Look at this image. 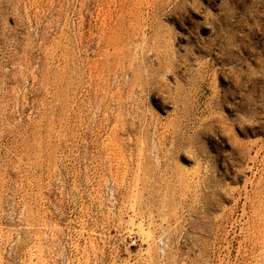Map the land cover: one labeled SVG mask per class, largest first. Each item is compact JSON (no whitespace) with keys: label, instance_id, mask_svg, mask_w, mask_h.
<instances>
[{"label":"rangeland","instance_id":"obj_1","mask_svg":"<svg viewBox=\"0 0 264 264\" xmlns=\"http://www.w3.org/2000/svg\"><path fill=\"white\" fill-rule=\"evenodd\" d=\"M0 264H264V0H0Z\"/></svg>","mask_w":264,"mask_h":264}]
</instances>
